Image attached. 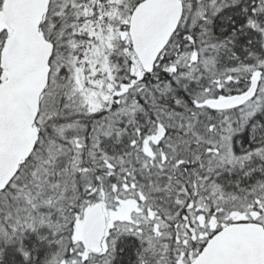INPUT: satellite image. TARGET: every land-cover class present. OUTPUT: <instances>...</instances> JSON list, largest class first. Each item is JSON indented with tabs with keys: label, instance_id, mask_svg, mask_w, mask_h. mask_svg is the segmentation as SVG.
I'll return each mask as SVG.
<instances>
[{
	"label": "snow or ice",
	"instance_id": "1",
	"mask_svg": "<svg viewBox=\"0 0 264 264\" xmlns=\"http://www.w3.org/2000/svg\"><path fill=\"white\" fill-rule=\"evenodd\" d=\"M0 264H264V0H0Z\"/></svg>",
	"mask_w": 264,
	"mask_h": 264
}]
</instances>
